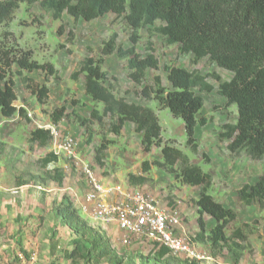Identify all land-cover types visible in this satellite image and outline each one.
I'll use <instances>...</instances> for the list:
<instances>
[{"label": "rangeland", "instance_id": "1", "mask_svg": "<svg viewBox=\"0 0 264 264\" xmlns=\"http://www.w3.org/2000/svg\"><path fill=\"white\" fill-rule=\"evenodd\" d=\"M158 24L162 22L156 21L154 26ZM59 26H62L61 32H58ZM4 31L10 32L4 39L7 45L31 50L33 60L52 63L55 73L49 75L45 71L34 70L28 75L38 84H45L48 87L49 92L43 104L38 103L35 96L25 87L21 76H15L14 88L17 99L14 104L24 108L25 114L16 113L10 118L0 116V199L4 200L7 211L10 209L9 205L17 206L19 210L27 204L37 213L36 219L32 222H28L29 215L21 214L20 210L17 217H11V223L0 221V247L3 243L7 244L8 247L4 250L10 251V243L15 236L13 228L17 227V232L20 229H27L32 243L38 244V251L31 253L35 259L33 260L31 256L30 263L50 264L53 260L52 264H70L62 259L63 248L69 246L70 231L58 224L54 206L59 195L67 194L75 201L76 197L80 199V195L84 196L86 189L83 175L63 156H59L57 162L45 165L42 158L44 154L50 152V144L43 149L36 143L28 141L30 129L37 127L38 123L49 122L52 110L64 106L67 114L56 126L62 135L75 137L81 160L87 162L92 160L91 163L94 164L95 148L103 138L109 141L104 152V166H100V170L95 167V171L103 177L113 176V181L117 182L128 181V174L132 172L135 176H144L145 181L139 184V188L156 197L161 204L171 201L181 207L180 216L185 227L184 232L191 238L199 252L212 258L211 261L203 260L202 264H232L226 250L212 255L208 242L196 239L198 227L195 225L197 210L194 197L197 196L199 187L191 188L176 179L173 173L152 165L153 160H159L161 157L159 148L153 147L150 152H144L139 135L133 126H126L120 130L119 135H115L109 131L108 118L103 119L102 124L90 119L89 113L93 103L84 93L83 75L79 76L78 80L70 77L80 60L86 56H97L102 41L113 32L117 34L116 45L127 48L130 45L129 29L125 22L111 12L91 21L82 19L73 21L64 12L60 19L53 20L51 13L42 9L38 2L28 8L24 3H20L12 20L0 25V39ZM138 34L136 51L144 55L147 41H150L158 60V67L148 69L141 84H134L127 76L128 56L119 57L115 53L111 54L105 57L102 68L107 72L108 80L115 85L117 97H124L129 102L144 103L153 109L161 125V137L173 141V145L185 153L191 163L198 164L204 172L211 175L212 183L208 192L224 203L223 205L234 209L237 214L227 225L225 233L230 235L233 230L240 228L245 236V240L242 241L244 250L238 264H252L256 256L264 252V206L260 208L257 204H244L238 198L237 190L244 183L255 181L263 170L264 161L253 160L244 152L238 154L229 152L228 141L218 136L224 123L235 122L236 109L233 104L226 105L224 98L217 92V81L208 74L214 72L222 79H228L231 73L217 67L207 58L192 64L189 54H180L178 45L167 44L163 36L153 31L152 26L140 28ZM166 65L181 66L189 71L197 70L201 74H206L207 81L213 86V90L209 92L201 91L197 87L192 88L204 102L197 115L210 118V121L202 127L199 126L194 132L198 144L197 151H193L186 143L187 135L181 118L172 116L166 108L159 109L155 100L146 101L135 93V90H140L144 85L153 84V77L156 75L160 77L161 84L170 89L171 85L164 70ZM13 68L17 69V66L13 65ZM73 101L77 103L73 104ZM98 105L97 103V107ZM28 111L31 117L26 115ZM79 117L88 118L89 122L85 125L80 124ZM143 161L149 163L146 172H143ZM55 168L63 172L60 185L50 178ZM177 168L178 166L176 170ZM60 187L67 189L60 191L58 190ZM55 192L54 199L50 201L52 205L49 204V209L46 210L47 194ZM32 232H36L37 241L33 239L34 235L30 234ZM14 241L17 251L22 254L28 252L24 246L25 242L19 235ZM50 242H56L59 247L48 254L46 250ZM114 244L111 241L117 255L121 257V264H145L143 259L152 256V244L145 240L139 244L132 242L129 245H122L117 241ZM164 257L159 263L148 261L146 264H161L166 259L168 261L162 264H188L182 256L167 253ZM80 263L84 264L82 260ZM14 264L23 263L18 260ZM101 264L109 263L103 261Z\"/></svg>", "mask_w": 264, "mask_h": 264}, {"label": "trees", "instance_id": "2", "mask_svg": "<svg viewBox=\"0 0 264 264\" xmlns=\"http://www.w3.org/2000/svg\"><path fill=\"white\" fill-rule=\"evenodd\" d=\"M35 2L50 12L53 20L60 19L64 12L73 21H91L111 12L125 22L129 29L130 45L127 48L116 45L117 34L113 32L102 41L97 56H86L80 60L70 77L78 80L83 75L84 93L93 103L90 119L102 124L103 119L108 118L109 131L115 135H119L125 122L132 123L144 152H150L153 147L159 148L161 157L153 160L152 165L173 173L183 184L201 188L194 200L199 230L196 239L204 238L212 255L226 250L232 264H238L244 250L242 241L245 236L240 228L233 230L230 235L225 233L227 225L236 218V211L224 206L208 192L212 183L209 173L204 172L198 164L191 163L187 155L173 145V141L161 137V125L153 109L116 96L115 85L108 80L102 66L105 57L111 54L128 56L127 76L134 84H141L146 71L158 67L150 41H147L144 55L135 49L139 40L138 31L146 26H152L153 31L163 36L167 44H177L178 52L189 54L192 64L207 58L217 67L231 73L228 79H222L214 72L208 74L217 81V92L224 98L226 105L233 104L236 109L235 122L224 123L219 138L228 141L229 152H244L253 160L264 161V0H0V25L12 20L20 3L28 8ZM156 21L162 24L154 26ZM61 31L62 26H59L58 32ZM9 33L4 31L0 39V116L4 118L16 113L25 114L24 108L14 104L17 99L15 76H21L25 87L38 103L43 104L49 92L48 87L38 84L28 75L34 70L45 71L49 75L55 73L52 63L33 60L31 50L7 45L4 39ZM164 70L170 89L165 88L156 75L153 84L144 85L135 93L146 101L155 100L159 109L166 108L172 116L181 118L187 135L186 143L193 151H197L195 127L204 126L210 118L197 115L204 102L192 88L209 92L213 86L207 81L208 75L197 70L189 71L175 65H166ZM97 103H101L100 109ZM66 114L64 106L56 107L50 113V122L57 124ZM78 120L83 125L89 122L88 118L79 117ZM50 139L48 130L44 128L34 127L29 131L28 141L41 147L48 146ZM109 143L103 138L95 148L93 161L99 167L104 166V152ZM56 160L57 156L51 152L42 159L45 165ZM142 167L143 172H146L149 163L143 161ZM50 178L60 185L62 170L55 168ZM128 181L132 184L143 183L145 177L129 173ZM237 196L246 205L264 206V167L253 183H244L237 190ZM203 215L214 220L208 230ZM56 216L59 223L72 233L68 249L63 250V257L70 264H77L79 260L84 264H101L103 261L109 264L122 263L109 238L82 218L67 194L61 196L56 206ZM167 253V248L161 246L155 254L143 260L145 264L148 261L159 263ZM166 261L168 259L162 263Z\"/></svg>", "mask_w": 264, "mask_h": 264}, {"label": "built area", "instance_id": "3", "mask_svg": "<svg viewBox=\"0 0 264 264\" xmlns=\"http://www.w3.org/2000/svg\"><path fill=\"white\" fill-rule=\"evenodd\" d=\"M26 115L31 117L29 111ZM36 126L48 130L50 152L67 158L83 175L86 191L79 204L78 200L75 201L77 209L104 225H115L120 232V244L142 243L145 240L152 244L154 250L165 247L172 256H182L194 264L212 260L195 248L184 231H177L181 221L177 204H161L141 188L103 182L91 163L80 159L75 137L62 135L56 124L50 121ZM17 252L18 258H24L22 252ZM252 264H264V252L259 253Z\"/></svg>", "mask_w": 264, "mask_h": 264}, {"label": "crops", "instance_id": "4", "mask_svg": "<svg viewBox=\"0 0 264 264\" xmlns=\"http://www.w3.org/2000/svg\"><path fill=\"white\" fill-rule=\"evenodd\" d=\"M141 104H144V103H141ZM144 105H146V104H144ZM99 107L98 108H100V106H101V103H99V105H98ZM130 125V127L131 126H133L134 127V125L132 124V123H130V122H125L124 123V125H123V128L124 127H126V126H129ZM199 126H196L195 127V130H194V132L196 131V129L198 128ZM202 127V126H201ZM139 135V134H138ZM46 147V146H45ZM45 147H42L43 149L45 148ZM46 149V148H45ZM48 154H50V152H48L47 154H44V156H43V158L46 156V155H48ZM42 158V159H43ZM58 161V157H57V160L56 161H51V162H49V163H47L46 165H49L50 163H55V162H57ZM91 161L92 160H90L89 162L91 163ZM91 165L93 166V168L95 169V167L97 168V169H99V166H97L96 164H92L91 163ZM96 170V169H95ZM100 170V169H99ZM133 173V172H132ZM97 174L99 175V177L102 179V181L103 182H110V183H116V184H121L123 187H129V188H139L140 187V185L139 184H141V183H130L129 181H127V180H120L119 182H117V181H113V176H109V177H107V176H105V177H103V176H101V174L99 173V172H97ZM257 179V178H256ZM255 179V180H256ZM254 182V181H253ZM252 182V183H253ZM23 186H25V185H23ZM187 186H189V185H187ZM189 187H191V188H195V187H199V186H189ZM65 189H67V188H62V187H60V188H58V190H62V191H65ZM200 187H199V190H198V192H197V196H198V193H199V191H200ZM55 194H56V192L55 193H51V194H47V197H46V210H48L49 209V206L50 205H52L51 203H50V201L52 200V199H54V196H55ZM58 194V193H57ZM63 195V194H62ZM62 195H59L58 197H57V200H56V205L54 206V214L56 215V206H57V204L59 203V201H60V199H61V196ZM32 196V195H31ZM197 196L196 197H194V200L197 198ZM214 197V196H213ZM217 201H219V202H221L220 200H218L217 198H215ZM3 200V199H2ZM1 199H0V221H7V223H11L12 222V220H11V217H17V213H18V211L20 210V213L21 214H27V216L29 215V219H28V222H32V221H34L35 219H36V217H37V213H36V211H34L33 209H31V208H29V206L27 205V204H25V205H23V208H21V209H19L18 210V207L17 206H15V207H13V206H10L9 205V211H7V208H6V205H5V203H4V200L2 201ZM73 200V199H72ZM78 200V204L80 203L79 201H81V200H83V195L81 196L80 195V199H78V197H76V201ZM27 201H30V200H27ZM26 201V202H27ZM73 202H74V205L76 206L75 208L77 209L78 208V204H75V199L73 200ZM222 203V202H221ZM50 204V205H49ZM166 204L167 205H173V204H175L174 202H171V201H168V202H166ZM222 204H224V203H222ZM36 206V204H35V201H34V206L33 207H35ZM225 206V205H224ZM178 207V209H179V212L181 211V207L179 208V206H177ZM33 210V212H32V214H30L31 213V211ZM183 211V210H182ZM81 214V216H82V218H84L87 222H88V224L89 225H91L92 227H94V228H97L98 230H100V231H102V233L107 237V238H109V240L110 241H113L115 244H116V241L117 242H119V231H118V229L116 228V226L115 225H113V224H110V225H104V224H102L101 222H98V221H96V220H93L91 217H89L88 215H84V214H82V213H80ZM9 217V219H7ZM56 218H57V222H58V224L60 225V226H62L60 223H59V221H58V217L57 216H55ZM196 217V216H195ZM39 220L41 219V218H38ZM203 219H204V221H205V227H206V230H208L213 224H214V220L212 219V218H210L209 216H207V215H203ZM17 224V223H16ZM195 225H196V228H197V223L195 222ZM62 227H64V228H67L70 232V240H71V238H72V233H71V230L68 228V227H66V226H62ZM14 230H15V236L13 237V239L11 240V243H10V251H7V250H4V248H7L8 247V245L7 244H2L1 245V247H0V264H14V262H16V261H21L23 264L25 263V261H27V263H25V264H33V263H30L29 262V260H30V257L31 256H33V255H31V253H36L37 251H38V249H37V247H38V244L37 245H34V243H32V241H31V236L29 235V233H28V231H27V229L25 230V229H20L19 230V232H17V227L16 228H13ZM197 230V229H196ZM177 231H179V232H181V231H185V227L182 225V222L180 221V225H179V228L177 229ZM197 231H199V230H197ZM17 232V233H16ZM9 233H11V232H9ZM35 233L36 232H32V233H30L31 235H34V237H33V239L35 240V241H37V238H36V235H35ZM11 235V234H10ZM20 236L22 239H23V242H25L24 243V246H25V249L28 251V252H30V250L32 251V252H30V253H28V252H23V255H24V258H22V259H20V258H18V256H17V250H16V248H15V246H14V244H15V242L16 241H14V238H17V236ZM51 235H52V233H51ZM204 239V238H203ZM203 239H201V240H203ZM69 240V241H70ZM197 240H198V238H197ZM205 240V239H204ZM70 243V242H69ZM138 244L140 243V242H137ZM114 244V245H115ZM59 246H58V244L56 243V242H50V243H48L47 244V250H46V253H48V254H51L52 253V251H54L56 248H58ZM68 246H66L65 248H63V249H68L67 248ZM113 247V246H112ZM116 247H118V245H116ZM155 252H157V250H154V249H152V252H151V254L153 255V254H155ZM62 254H63V252H62ZM118 254V253H117ZM45 256V255H44ZM33 258V260L35 259L34 258V256L32 257ZM63 260H65V261H67V262H70L68 259H65L64 257L62 258ZM53 261V260H52ZM52 261L50 262V264L52 263ZM81 261V260H80ZM80 261H78L77 262V264H81L80 263ZM56 263V262H55Z\"/></svg>", "mask_w": 264, "mask_h": 264}]
</instances>
